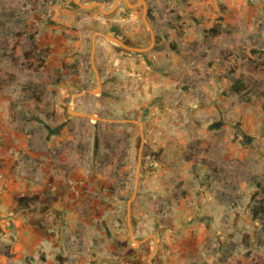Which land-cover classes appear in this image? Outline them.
I'll return each instance as SVG.
<instances>
[{"label": "rangeland", "instance_id": "obj_1", "mask_svg": "<svg viewBox=\"0 0 264 264\" xmlns=\"http://www.w3.org/2000/svg\"><path fill=\"white\" fill-rule=\"evenodd\" d=\"M115 1L0 0L2 136L77 199L47 264H264V0Z\"/></svg>", "mask_w": 264, "mask_h": 264}, {"label": "crops", "instance_id": "obj_2", "mask_svg": "<svg viewBox=\"0 0 264 264\" xmlns=\"http://www.w3.org/2000/svg\"><path fill=\"white\" fill-rule=\"evenodd\" d=\"M2 134L0 129V216L10 212L15 222V231L2 239L11 244V252L24 264L28 255L34 257L33 264H47L52 255L60 254L66 208L68 202L76 203L77 199L73 196L69 201L68 184L55 172H21L20 158L27 151V142L6 140ZM39 177H44L43 182L38 183ZM53 189L54 196L46 194ZM10 196L13 203L8 206Z\"/></svg>", "mask_w": 264, "mask_h": 264}, {"label": "water", "instance_id": "obj_3", "mask_svg": "<svg viewBox=\"0 0 264 264\" xmlns=\"http://www.w3.org/2000/svg\"><path fill=\"white\" fill-rule=\"evenodd\" d=\"M119 0H116L115 1V6L117 5ZM125 2L127 3L128 6H132L134 4L130 3L128 0H125ZM94 6V5H99L100 9L102 10V6H103V2L102 1H94L92 2L91 4H88V5H85L86 6ZM106 38L110 39V40H114L116 42H118L119 44L127 47V48H130V49H137V50H141L143 48H135V47H130V46H127L126 44H124L120 39H118L117 37H114V36H111L110 34H105V33H102ZM95 43H96V33H94L93 37H92V50H91V63H92V67H93V70L96 74V78L100 84V76L98 74V70L96 68V65L93 61V55H94V50H95ZM72 106V102L69 103L68 105V111L71 115H76V116H88L94 120H113L112 118H106V117H101L95 113H90V112H86V111H83V110H74L71 108ZM129 121H138V120H135V119H127ZM140 153L139 152V162H140ZM134 196V194H133ZM132 196V197H133ZM127 208H128V211H127V216H128V222H129V226H130V221H129V217H130V210H131V200H128L127 202ZM130 235L132 236V228L130 227ZM145 238H147V236H145ZM137 241H142L141 239H137Z\"/></svg>", "mask_w": 264, "mask_h": 264}, {"label": "trees", "instance_id": "obj_4", "mask_svg": "<svg viewBox=\"0 0 264 264\" xmlns=\"http://www.w3.org/2000/svg\"><path fill=\"white\" fill-rule=\"evenodd\" d=\"M34 34L35 32H32L30 35L31 37L33 38L34 37ZM39 53L43 52L45 54H47L48 52V49L49 47L48 46H45V47H39L37 45H34L33 46ZM28 54H31V52ZM43 61V60H42ZM64 67V66H63ZM236 89H238L239 91V87L238 85H236ZM252 215L254 218H259V219H262L264 221V201H261L257 204H255L253 207H252Z\"/></svg>", "mask_w": 264, "mask_h": 264}, {"label": "flooded vegetation", "instance_id": "obj_5", "mask_svg": "<svg viewBox=\"0 0 264 264\" xmlns=\"http://www.w3.org/2000/svg\"><path fill=\"white\" fill-rule=\"evenodd\" d=\"M119 2V1H118ZM120 2H122V1H120ZM133 4V3H132ZM127 6V5H126ZM146 17V16H145ZM114 37H117V35L116 36H114ZM118 39H120L124 44H126L127 46H130V47H135V48H141V47H137V46H131V45H129L128 43H126L123 39H121V38H119V37H117ZM121 45V44H120ZM121 46H123V45H121ZM123 47H125V46H123ZM125 48H127V47H125ZM128 49H130V48H128ZM130 50H136V51H141V50H143V49H141V50H137V49H130Z\"/></svg>", "mask_w": 264, "mask_h": 264}, {"label": "built area", "instance_id": "obj_6", "mask_svg": "<svg viewBox=\"0 0 264 264\" xmlns=\"http://www.w3.org/2000/svg\"><path fill=\"white\" fill-rule=\"evenodd\" d=\"M1 192H2V191H1V188H0V194H1Z\"/></svg>", "mask_w": 264, "mask_h": 264}]
</instances>
